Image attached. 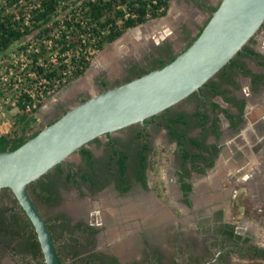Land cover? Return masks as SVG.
I'll return each instance as SVG.
<instances>
[{
    "label": "flooded vegetation",
    "instance_id": "1",
    "mask_svg": "<svg viewBox=\"0 0 264 264\" xmlns=\"http://www.w3.org/2000/svg\"><path fill=\"white\" fill-rule=\"evenodd\" d=\"M192 1L206 13V18L199 26L185 23L182 25L181 31L186 44L207 24L212 15L211 7L220 3L214 0ZM179 53L168 43L149 53L144 59L145 62H128V73L123 78L124 82L141 76L142 69L162 67V61L168 62L170 55ZM121 81L123 80H113L108 72L104 71L99 73L96 82L101 92L123 83ZM85 98L86 94L78 95L77 103ZM181 103L184 104L179 106ZM67 108L65 102L58 105L59 117ZM50 120L46 121V125ZM136 125L138 129L131 132L124 141L116 133L125 128L104 134V144L102 135L78 151L79 163L65 160L60 163L61 171L57 168L58 164L48 172L54 173L50 181L56 182L52 189L54 187L57 196L50 205L65 203V185H72L81 199L80 196L86 195L87 188V195L99 194L97 218L93 219L91 214H80L78 217L68 213L59 215L69 218L71 226L82 223L88 229L82 247L101 254L105 263L115 258L117 264H164L167 254L162 242L166 238V242L174 250L173 264H231L234 254L264 262V238L257 235L253 227H248L246 231L240 230L235 221L237 215L228 219L227 206L224 204L227 200L232 201L233 197L241 196H238L240 191L237 187L236 193H231L227 198V184H249L256 199L264 198V190L258 191L259 184H264V21L242 49L199 90L160 113L146 118L144 124L135 123L130 126ZM158 129L161 133L159 143L156 142L152 131ZM90 143H102V154L97 155L94 149L89 148ZM83 148L91 150L93 166L89 164ZM116 149L119 154L121 151L127 154V167L123 177L117 174L119 155L112 157L117 155ZM159 151L163 157L172 160L173 168L170 174L162 175L160 171ZM70 163L74 164L73 168ZM72 169L86 171L92 176V182L79 175L68 180L66 175ZM169 183L172 187H169ZM186 184H189L190 188L184 187ZM168 188L173 189L171 191L176 198L172 208L167 204L170 198ZM7 190L11 191L8 188L0 189L3 192ZM10 195H13L12 192ZM202 196L203 200H209L208 204L202 202ZM242 197L246 198L247 192L244 195L242 192ZM263 203H257V211L264 213ZM85 205H88V202H85ZM201 207L203 208L200 215L193 217V220L188 219L187 216H190L191 212ZM11 212L6 211V208L0 212V221L4 222L0 223V232L3 235L6 234L2 227L8 225ZM182 214L186 217L182 218ZM132 216L134 219H128L135 220V223L130 224L132 229L135 227L140 230L135 239V246L142 248L141 257L134 259L132 251L124 244L129 239H124V242L121 239L116 240L117 237L111 239V225L106 222L115 221L114 225L117 226L119 218ZM166 219L171 223L165 225L167 230L164 228L160 231V226L167 222ZM260 226H263L262 218ZM49 228L56 246L55 234L51 226ZM232 228L240 237L227 235V229ZM64 229L65 227L62 231ZM194 230L201 231L203 239L188 233ZM102 239L111 243L110 250L96 249ZM19 240L20 251L18 248L13 249L14 256L23 253L30 255L27 258L33 257L31 251L37 250L25 245L27 236ZM79 242H82V239ZM21 248H24L23 252ZM254 250H259V253L252 254ZM57 253L59 256L58 249ZM86 253L82 248V254L79 253L75 258L79 259ZM122 253L127 256H121ZM35 259L41 260L39 256ZM1 260L0 252V262Z\"/></svg>",
    "mask_w": 264,
    "mask_h": 264
},
{
    "label": "trees",
    "instance_id": "2",
    "mask_svg": "<svg viewBox=\"0 0 264 264\" xmlns=\"http://www.w3.org/2000/svg\"><path fill=\"white\" fill-rule=\"evenodd\" d=\"M171 2L172 0H0V67L4 70V78L0 77V97L10 101L11 106L16 108L13 128L0 134V151L16 149L37 135L41 129H37L36 111L47 98L83 76L98 52L128 30L165 17ZM217 7H211L212 13ZM203 28L187 47L200 35ZM176 56L170 55L168 62ZM168 62L162 61V66ZM153 69L155 68L142 69L140 75ZM55 120H50L48 124ZM171 131L176 133L173 127ZM82 151L93 166L91 150L83 148ZM115 152L117 155L112 157L119 155L117 174L123 177L127 167V154L123 151L119 154L117 149ZM69 165L73 168L74 164ZM57 168L62 170L60 164ZM53 174L46 173L29 184V194L34 200L39 198L44 203H52L56 199L54 187L52 189L56 182L50 181ZM77 175L92 182V176L80 169H72L66 178L70 180ZM184 187L190 188V185L186 184ZM15 201L18 202L16 198ZM17 205L24 216L17 215V211L12 209L8 225H3L2 228L11 230V225L19 231H25L28 238L25 245L37 250L31 251L33 257L37 258L39 254L44 257L32 222L20 204ZM57 220L65 227L63 231L72 241L75 256L79 255L84 248L82 244L86 241L84 236L88 229L82 223L71 226L66 216H58ZM227 235L240 237L233 228L227 229ZM80 239L82 242H79ZM86 252L77 259V264H117L115 258L105 263L101 254L90 248ZM257 253L259 250L252 252L254 255ZM60 260L63 264L61 257Z\"/></svg>",
    "mask_w": 264,
    "mask_h": 264
},
{
    "label": "water",
    "instance_id": "3",
    "mask_svg": "<svg viewBox=\"0 0 264 264\" xmlns=\"http://www.w3.org/2000/svg\"><path fill=\"white\" fill-rule=\"evenodd\" d=\"M263 21L264 0H221L200 35L172 61L91 95L18 148L0 151V189H10L29 217L46 264L62 263L48 222L29 194V184L95 138L144 124L146 118L199 90L242 49Z\"/></svg>",
    "mask_w": 264,
    "mask_h": 264
},
{
    "label": "rangeland",
    "instance_id": "4",
    "mask_svg": "<svg viewBox=\"0 0 264 264\" xmlns=\"http://www.w3.org/2000/svg\"><path fill=\"white\" fill-rule=\"evenodd\" d=\"M214 1H221V0H214ZM195 2L192 0H172L171 6L169 9V14L166 15L163 18L159 19H153L148 21L147 23L140 25L133 30H128L123 37L118 39L115 43L108 45L107 49L110 47H114L115 45H119L126 36H128L130 33H132L134 30L138 28H144L146 25L156 23V22H161L163 20L167 21L169 16L172 17V20H168L165 25L160 26L157 28L156 33L150 34L149 32L146 33L145 35H142V38L140 39L141 42H137L138 44L136 45V52H127L124 51L119 54V59H118V68L117 71L111 74L109 70H106V68H101L99 70H96L95 72H92V76L90 74V71L92 70L93 64L90 65L88 71L86 74L80 78V79H75L65 86L61 87L58 89L54 94H52L49 98L46 99L44 104L36 111V116L38 119V124H37V129H42L44 126H46V121L50 120L51 118H56L59 117V114L57 113V107L58 105L62 104L65 102V106H67L68 109L71 107L75 106L77 104V96L81 94H86L87 97L89 98L93 94L99 93V88L97 86L98 82L97 79L99 77V73L101 72H108L109 77H111L113 80H123L121 82H124L125 80L123 79L127 75V63L134 61V60H143L145 62L146 56H149V53L152 51H156L159 47H164L166 44L170 43L172 47L174 48L175 51L177 52H182L183 50L186 49L187 45L186 40L183 37L181 27L182 25L188 24L190 26H199L201 23H204L205 18H206V13L199 9L195 4ZM181 13V15H180ZM147 36V37H146ZM124 43L121 44L123 46ZM127 52V53H126ZM129 53V54H128ZM98 58V56H95L92 61L95 62V60ZM104 69V70H102ZM0 77L4 78V75L0 73ZM87 80H86V79ZM91 78V79H90ZM88 83L86 85L89 86H83V88L78 89V90H73L76 84L81 83L86 81ZM91 83V84H90ZM71 92V94H69ZM184 103H181L182 106ZM16 112V108H13L11 106L10 101L3 100L0 97V134L7 132L13 128L14 125V114ZM61 115V114H60ZM138 126H130L128 128H125L119 132L116 133L118 137H121V139H126V137L133 132L134 130H137ZM154 134V138H156V142L160 140L161 138V133L160 130H152ZM106 141V136L103 135L102 138V143ZM102 143H90L88 145L89 148L94 149L95 153L97 155L102 154L103 152V144ZM168 153V152H167ZM161 156V163L159 165L160 171L162 172V175H167L170 174V170L173 168L172 167V160L169 159L168 157H163L162 152L159 151V157ZM173 156V155H172ZM80 160L79 152L75 153L74 155L71 156V158L68 159V161L79 163L78 161ZM61 184V183H60ZM169 187H172L170 183L168 184ZM240 186V187H239ZM207 187V186H205ZM238 187V191L240 198H234L232 201L227 200L224 202V204L227 206V215H229L227 218L228 219H233V216L237 215L236 222L240 227V230L246 231L248 227H253L255 233L257 235H260L264 238V213L257 211V203L258 202H264L263 199H256L255 196L252 195L251 193V188L249 184H241V185H232V184H227V198L231 195V193H236L235 188ZM263 187V188H262ZM65 203L61 205H50L49 203H44L41 199L35 198V201L46 218L48 224L51 226L53 233L55 234L56 237V246L59 251L60 257L62 258L63 264H77V258H75V253L73 249V244L71 241H69L68 236L66 235L65 231H62L64 228L61 225V222L57 220V217L62 214H74L78 217L82 213L84 216H89V214L92 215V218L95 219L97 218V204L99 201V194H94V195H87L88 194V188L86 190V195L80 196L82 197L79 198L78 192L72 187V185H65ZM169 189V200L167 204L169 207H174L175 206V201L176 198L174 197L173 193L171 190L172 188ZM264 190V184H259L258 191ZM211 191V189H209ZM11 191H0V212L6 208V211H9L12 209L16 210L17 215H21L22 217L24 216L23 213L18 209L17 202L15 201V198H13L10 195ZM242 192L243 195L247 192V197H242ZM5 193V194H4ZM264 193V192H263ZM103 197V196H102ZM262 200V201H261ZM209 201V200H208ZM207 200H203L202 196V202L208 204ZM85 202H88V205H85ZM101 203V202H100ZM79 204L84 205V211L83 212H78L79 214L75 213L76 207L79 206ZM264 204V203H263ZM10 205V206H9ZM199 207V206H197ZM204 207V206H203ZM197 208L195 211L191 212L190 216H187L188 219H192L196 215H200L202 212V208ZM75 210V211H74ZM76 217V218H77ZM136 217V216H135ZM169 217V216H167ZM186 217L184 214H182V218ZM98 216V220H99ZM261 218L263 219V226H260V221ZM128 219H134V216L131 218L129 217H124L123 219H120L118 221L119 224L116 226L115 221L109 220L106 222H110L109 224L111 227H109V233L115 237H112L110 235L111 239H114L117 237L116 240H124L127 238L128 242L124 243L126 245V248H129L130 251H132V258H136L139 256L141 257V249L142 248H136L135 246V239L137 238L140 230H136L135 227L132 229V226L130 224L135 223L134 221H130ZM168 219V218H167ZM166 219V223H164L162 226H160V231H162L164 228H166L168 223H171ZM199 219V218H198ZM188 220V221H190ZM185 223H187L185 221ZM189 223V222H188ZM122 224V225H121ZM25 223L23 224V227H25ZM188 225V224H187ZM193 227V226H191ZM11 230H6L4 229L6 235H3L0 232V252L2 255V260L0 264H44V257H42L40 254L38 255L41 260H36L29 254H23L14 256V251L13 249H19L20 251V246H21V237L25 236V231H19L17 227L15 226H9ZM157 229L159 228L156 227ZM246 228V229H245ZM135 229V230H134ZM184 230V228H182ZM19 231V233L17 232ZM195 231V230H194ZM188 232L189 234H193L196 237H199V239H203V234L201 231H195V232ZM158 232V231H157ZM10 233V234H9ZM9 235H11L9 237ZM158 235V234H157ZM261 239V238H260ZM159 240V239H157ZM162 241V240H161ZM202 241V240H201ZM124 242V241H123ZM264 242V239H263ZM110 242L103 240L98 243V248H106L110 250ZM163 246L165 245V262L164 264H173V256H174V250L170 247V245L163 240L162 242ZM108 247V248H107ZM85 251L87 250L86 248H83ZM128 250V251H129ZM21 251H24V248H21ZM82 254V252H80ZM121 256H127V254L122 253ZM43 259V260H42ZM231 264H264V262L257 261V260H250L245 257H241L238 254H234L231 257Z\"/></svg>",
    "mask_w": 264,
    "mask_h": 264
},
{
    "label": "bare ground",
    "instance_id": "5",
    "mask_svg": "<svg viewBox=\"0 0 264 264\" xmlns=\"http://www.w3.org/2000/svg\"><path fill=\"white\" fill-rule=\"evenodd\" d=\"M180 15H181V13H180ZM172 19L173 18L169 16L168 20H172ZM168 20L167 21L163 20L161 22L152 23V24L146 25L144 28L143 27L142 28H138V29L134 30L132 33H130L128 36H126L125 39L119 45H117V46L115 45L114 47H110L109 49H106L104 52H102L103 54L101 53L98 56V58L95 60L93 66H92V70L90 71L89 76L92 74V72H95L96 70H99L101 68H106V70H109V72H111V74L116 72L117 68H118V65H117L118 59L120 57L119 54L121 53V51L122 52H124V51L136 52V45L139 42H141L140 39L142 38V35L143 34L145 35V32L146 33L149 32L150 34L156 33L157 32V28L160 27V26L165 25V23H167ZM122 43H124L123 46H121ZM102 70H104V69H102ZM87 83H88V81H86L85 83L83 81L81 83L76 84L72 91H74V90L76 91L78 89H81V88H83V86H86V87L89 86V85H86ZM69 94H71V92ZM83 208H84V205L83 204H79V206L76 207V211L77 212H75V213L79 214L78 212H83L84 211ZM124 252L126 253V249H125Z\"/></svg>",
    "mask_w": 264,
    "mask_h": 264
},
{
    "label": "built area",
    "instance_id": "6",
    "mask_svg": "<svg viewBox=\"0 0 264 264\" xmlns=\"http://www.w3.org/2000/svg\"><path fill=\"white\" fill-rule=\"evenodd\" d=\"M0 73L3 75V73H4V70H3V68H1L0 67Z\"/></svg>",
    "mask_w": 264,
    "mask_h": 264
}]
</instances>
